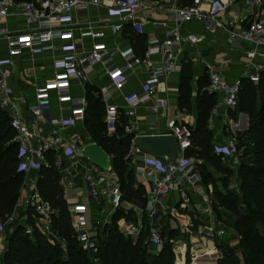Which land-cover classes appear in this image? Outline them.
<instances>
[{
    "label": "built area",
    "instance_id": "obj_1",
    "mask_svg": "<svg viewBox=\"0 0 264 264\" xmlns=\"http://www.w3.org/2000/svg\"><path fill=\"white\" fill-rule=\"evenodd\" d=\"M239 2L244 8L235 10L238 14L234 23H227L231 27L227 38L229 42L238 40L248 45L244 54L253 73L247 77L256 83L259 74L264 72V61L255 60L257 55H264V0H190L183 5H163L157 0H0V110L7 113L13 132L11 142L17 144V171L25 175L30 170H38L40 165H46L45 153L51 151L55 169L58 173L64 172L61 180L69 178V182V168L78 171L76 166L79 165L84 200L105 201L114 211L121 199L118 186L108 177L114 173L112 170L101 172L84 159L80 149L90 141H81L74 128V124L83 119L87 106V89L93 85L89 76L99 68L104 77L100 85H93L96 89L91 95L102 106L101 119L106 133H115L119 116L126 119L122 129L132 135L124 156L129 162L139 153L134 137L153 134L140 132L129 121L133 116L132 108L152 101L145 112L158 114L159 107L164 106L167 99L169 76L180 70L181 38L188 43L200 41L193 33L182 37L180 27L184 23L198 22L204 29L211 30L217 18ZM156 8L163 10L166 16L157 23L151 21L150 27L161 29V33L145 37L141 51L137 52L128 38L143 33L147 23L143 11ZM116 36L122 37L123 42L116 41ZM43 55L50 57L51 74L39 83H32V102L28 103L27 95L17 91L12 83L13 70L18 68L25 72L22 60ZM136 70L142 75L139 85L118 96L124 103V107L119 108L112 100L128 82V74ZM19 75H15L16 82L20 81ZM206 75L205 91L221 94L220 102L212 110L234 108L239 80L228 82L211 69ZM75 87L80 89V94L73 93ZM52 98L59 105L54 116L50 110ZM157 117L165 121L163 133L175 138L177 154L173 160L142 154L143 165L150 168V173L142 175L146 194L142 201L133 198L131 203L141 211L144 224L139 221L123 228L121 233L130 237L132 243L140 237L148 252L158 251L166 241L162 234L163 221L184 213L186 231L195 230L209 238H224L232 228L217 216L216 211L222 207L214 205L209 185L205 187L202 183L195 166L198 161L184 154L190 146L186 124L176 116L167 119L159 113ZM145 124L152 128L155 123L147 121ZM236 143V136H227L222 145H212L213 153L219 155L229 169L238 166L242 155ZM189 189L196 192L190 193ZM171 192L176 194L174 204H161ZM68 198L73 201L68 207L72 236L89 258L91 256L92 264H97L96 233L89 225L86 204L77 201L75 193ZM18 205L32 209L34 226L49 243L65 247L64 241L51 229L55 211L35 192L23 200L17 198L11 214L0 221V231L5 223L14 221V209ZM31 228L25 227V233L29 234ZM0 264H4L1 258Z\"/></svg>",
    "mask_w": 264,
    "mask_h": 264
},
{
    "label": "trees",
    "instance_id": "obj_2",
    "mask_svg": "<svg viewBox=\"0 0 264 264\" xmlns=\"http://www.w3.org/2000/svg\"><path fill=\"white\" fill-rule=\"evenodd\" d=\"M190 0H176L183 5ZM131 41L137 52L143 46L144 35L131 36ZM177 105L189 110L190 101L189 76L180 75ZM207 82L206 73L197 79V93L194 100L196 117L194 126H187L190 132V146L185 149V155L198 161L195 166L202 183L210 185L214 205L229 212L228 227L232 228L237 238L241 264H264V72L253 84L246 78L239 80L235 109L248 115L247 136L252 145H245L244 153L252 155L249 161L242 159L236 167L238 194L229 188V178L232 175L221 161V157L213 153L210 143L211 134L206 128L209 108L214 104V95L201 88ZM87 106L83 115V125L89 141L99 145L109 156L111 170L117 177L120 193L127 200L137 198L142 201L143 194L140 185L133 186V174L126 164L125 154L128 149L131 134L124 133L122 126L126 119L119 116L115 133L108 135L102 123V106L97 98L87 89ZM12 129L8 125V116L0 110V221L3 222L11 214L18 198V188L24 173L17 171V144L11 142ZM247 137V138H248ZM241 137H236V148L240 149ZM244 144V143H242ZM242 152V150H241ZM242 156V155H241ZM247 158V157H246ZM46 165H40L37 170L36 191L40 200L46 202L55 211L52 217L51 229L54 235L65 243V251L59 246L51 245L34 226V214L27 206L25 221L32 227L31 236L24 228L13 221L11 231L6 236L5 248L1 255L4 264H92L88 253L80 248L71 233V221L68 205L63 197L60 175L53 164L52 152L45 153ZM216 176L212 175V172ZM239 199L245 209L241 208ZM9 226V225H8ZM175 231L168 232V239L174 238ZM98 245L97 264H174V251L165 241L158 251L150 255L141 244L140 237L132 243L130 237L123 235L114 224L103 229L101 237L96 235ZM220 256L215 264H240L237 262L233 248L227 244L217 243Z\"/></svg>",
    "mask_w": 264,
    "mask_h": 264
},
{
    "label": "crops",
    "instance_id": "obj_3",
    "mask_svg": "<svg viewBox=\"0 0 264 264\" xmlns=\"http://www.w3.org/2000/svg\"><path fill=\"white\" fill-rule=\"evenodd\" d=\"M160 4L167 5V4H176V0H157ZM240 7L243 9L244 5L241 4V2L237 3L235 6H233L230 9H227L225 12H223L216 20L213 28L211 30H206L203 28V26L198 22H189L184 23L179 31L181 36L183 37L187 33H193L197 37H200V41L195 43H188L183 38H181V47H182V54L180 57V70L177 73H173L168 78V92L166 95L164 106L162 105L159 107L158 114L164 115L165 118L169 119L173 116H176L180 118L182 122H184L187 126H194L195 123V117H196V110L194 107V98L197 93V79L200 77H203V74L207 72V70L211 69L213 71H216L219 73L226 81L233 82L234 80L241 78L248 79V75L253 73V70L251 66L247 63V59L245 58L244 51L248 47L246 43H242L238 40H234L229 42L227 38V31L231 29L230 26H228V22L234 23V20L237 18V14L235 10L238 11ZM143 16L146 18V24L143 27V35L144 39L145 37H150L152 35L161 33V29L159 28H152L150 27L151 21H156L155 23L162 21L165 19L166 13L156 8L154 11H143ZM235 27V25H234ZM233 27V28H234ZM150 35V36H149ZM122 37L116 36L115 40L119 43H122ZM128 41L135 45V42L131 41V37L128 38ZM194 59L193 61H191ZM255 60L258 61H264V55H257L255 57ZM118 61V59H116ZM21 65L25 68V71H27V68L33 69L34 75L37 76L34 77V80H26L31 81L30 84L24 83L22 80L16 82L15 75H19V69L16 68L13 70L14 73V79L12 80V83L15 86V89L17 91L24 92L27 95V102H32V93L33 88L32 85L39 83L42 81L43 77H48L51 74V67H50V57L48 55L43 56H37L34 57L31 60H22ZM41 68V70L39 69ZM38 71H40L38 75ZM187 74L189 76L188 84L190 87V101L192 102V106L189 110H185L183 108H179L177 105V99H178V88H179V78L181 74ZM31 75V76H34ZM40 76V77H38ZM142 75L138 74V70L134 71L132 74H128V82L124 85L120 93H116V96L114 97L112 101L115 102L119 108L124 107V103L122 99H118V96L122 93H126L130 90H134L138 87L139 82L141 80ZM90 83L93 85H100L104 81V77L102 76L101 70L99 68H96L91 75L89 76ZM33 83V84H32ZM253 83V82H251ZM255 84V83H253ZM89 86L88 89L95 90V86ZM206 85V83H205ZM201 88V91L205 90L204 87ZM92 88V89H91ZM74 94H80V89L75 87L73 88ZM89 93V91H88ZM211 95H214V104L209 108L208 118L206 121V128L211 134L210 143L211 145H222L223 140L227 136H236L241 137L240 145L239 147L241 150L246 149L245 145H252V140L249 138L246 134L248 130V115L241 111L234 108H226V107H220L216 109L215 111L212 110L213 107L220 102L221 94L219 93H209ZM152 101H148L142 105H136L132 108L133 116L129 118V121L137 126L138 130L143 133H163L166 131L165 127V121L163 119H159L157 117L158 114H148L145 112V108L151 104ZM58 103L55 101V99H51V114L54 116L57 114L58 111ZM5 115L7 116V113L3 111ZM147 121H154V126L152 128L148 127L145 122ZM74 128L77 131V133L82 138H87L88 140V134L85 131L84 125H83V119L80 121H77L74 124ZM248 137V138H247ZM86 140V139H85ZM83 140V141H85ZM11 141V139H10ZM244 143V144H242ZM142 154L137 153L129 162H127L126 166L128 169H131L133 174V186L140 185L142 189V194H146V183L143 181V173H150V168L143 165L142 163ZM244 156L242 155L240 157V160L244 159ZM222 163L223 159H221ZM225 165V164H224ZM226 166V165H225ZM227 167V166H226ZM228 168V167H227ZM229 169V168H228ZM236 169H230L232 172L231 177L229 178V183L235 181L236 183V189L234 190L235 193L238 192V182L239 178L237 176ZM71 170V179H78V186L73 187L71 185V182H67V180H64L60 178V182L62 184V188L65 194V200L68 205V207L73 203L70 198H68V195L71 193L76 194V200L82 201L86 204V216L89 222V225L91 226V229L96 233L97 236L101 237L103 235V229L110 224H114L118 231L121 232V230L125 227H129L132 224H136L137 222L142 220V213L139 210V208L132 205V200H127L123 195L121 194V199L119 201L118 207L111 211V208L104 202H92V201H85L80 189V181H79V174L76 169L69 168ZM68 172V170H67ZM213 176H218L213 171ZM37 170H30L28 173L24 175L23 181L21 185L18 188V199L23 200L26 198L30 193L36 191V178H37ZM61 177L64 176V172L59 173ZM66 176H68L66 174ZM67 183L70 184L67 186ZM233 184V183H231ZM117 185V183H116ZM210 188V185H209ZM211 190V189H210ZM233 191V189H230ZM196 192L191 189H189V192ZM195 194V193H193ZM191 195V194H190ZM176 194L174 192L169 193L163 201H161V204H166L167 206H172L175 202ZM159 205V204H158ZM25 211L26 208L18 205L14 209V221H16V224L21 225L23 228L31 226L25 221ZM220 212H227L224 208H220ZM173 220L167 219L163 221V230L162 234L166 237L167 240V234L171 230H176V223L178 221H184L182 214H179L177 217L172 218ZM11 223V222H10ZM5 225H7V231L4 233ZM9 225V226H8ZM11 224L5 223L3 226L2 231H0V239H4L6 241L7 234L11 231ZM32 232V228H31ZM31 232L29 235L31 236ZM40 233V232H39ZM41 234V233H40ZM42 235V234H41ZM51 245L58 246V243H49ZM62 251H65V247H60ZM173 249V248H172ZM174 251V250H173ZM1 258V256H0Z\"/></svg>",
    "mask_w": 264,
    "mask_h": 264
},
{
    "label": "rangeland",
    "instance_id": "obj_4",
    "mask_svg": "<svg viewBox=\"0 0 264 264\" xmlns=\"http://www.w3.org/2000/svg\"><path fill=\"white\" fill-rule=\"evenodd\" d=\"M40 71H38L39 75ZM33 69L27 68V71L23 72L20 71L19 80H34V77L37 76L36 74L34 76ZM40 77V76H38ZM86 139V140H85ZM82 138L81 141H89V138ZM243 158L249 161V158L252 157V155L247 156L244 153V150H242ZM247 157V158H246ZM78 169V174H81V167L78 165L76 166ZM108 177L112 180L113 183H117V177L114 174H109ZM71 185L75 188L78 186V179L74 178L70 180ZM233 183V184H231ZM229 188L233 189V191L236 189V183L235 181L229 183ZM240 204L242 203V200L239 199ZM241 208L245 209V205L241 204ZM217 216L222 219L224 224L229 223V212H220L216 211ZM183 218L186 219V216L183 213ZM14 223V222H13ZM144 224L143 219L141 220V225ZM229 226V225H228ZM176 230L174 233V238H167V242L170 243L171 247L174 250V264H215L216 260L220 256V251L217 247V243H224L227 244L228 247L233 248V251L236 256L237 262L240 264L242 263V255L239 253V248L237 246V238L235 235V232L231 230H227L224 238H218V237H212L209 238L205 236L204 234H200L196 232L195 230H185V222L178 221L176 223ZM7 225H5L4 233L7 231ZM5 248V240L2 238L0 239V256L2 255ZM157 251L156 250H150L149 252L146 251V253L153 255ZM91 258V256H90Z\"/></svg>",
    "mask_w": 264,
    "mask_h": 264
},
{
    "label": "water",
    "instance_id": "obj_5",
    "mask_svg": "<svg viewBox=\"0 0 264 264\" xmlns=\"http://www.w3.org/2000/svg\"><path fill=\"white\" fill-rule=\"evenodd\" d=\"M134 146L141 154L161 160H173L177 154L175 138L166 133L139 134L134 137ZM84 159L99 171H111L110 156L95 142L85 143L81 149Z\"/></svg>",
    "mask_w": 264,
    "mask_h": 264
}]
</instances>
